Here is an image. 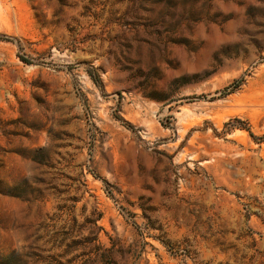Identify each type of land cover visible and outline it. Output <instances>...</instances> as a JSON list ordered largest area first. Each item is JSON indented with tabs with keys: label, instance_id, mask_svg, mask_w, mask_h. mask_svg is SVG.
<instances>
[{
	"label": "rangeland",
	"instance_id": "rangeland-1",
	"mask_svg": "<svg viewBox=\"0 0 264 264\" xmlns=\"http://www.w3.org/2000/svg\"><path fill=\"white\" fill-rule=\"evenodd\" d=\"M0 264H264V0H0Z\"/></svg>",
	"mask_w": 264,
	"mask_h": 264
},
{
	"label": "trees",
	"instance_id": "trees-1",
	"mask_svg": "<svg viewBox=\"0 0 264 264\" xmlns=\"http://www.w3.org/2000/svg\"><path fill=\"white\" fill-rule=\"evenodd\" d=\"M24 59H25V58H24ZM25 61H26V62H28V63H30V61H29V60H27V59H25Z\"/></svg>",
	"mask_w": 264,
	"mask_h": 264
}]
</instances>
